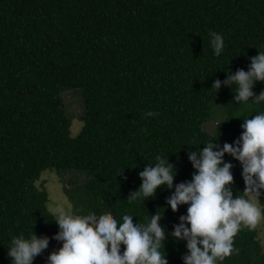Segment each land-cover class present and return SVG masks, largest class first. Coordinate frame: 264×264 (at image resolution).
Segmentation results:
<instances>
[{
  "label": "trees",
  "instance_id": "obj_1",
  "mask_svg": "<svg viewBox=\"0 0 264 264\" xmlns=\"http://www.w3.org/2000/svg\"><path fill=\"white\" fill-rule=\"evenodd\" d=\"M256 210L264 0H0V264H264Z\"/></svg>",
  "mask_w": 264,
  "mask_h": 264
},
{
  "label": "rangeland",
  "instance_id": "obj_2",
  "mask_svg": "<svg viewBox=\"0 0 264 264\" xmlns=\"http://www.w3.org/2000/svg\"><path fill=\"white\" fill-rule=\"evenodd\" d=\"M64 105L66 114L69 116L71 125L69 133L72 137H76L83 125V122L78 118L82 114V104L80 94L75 92H67L64 95ZM215 122H209L204 125V131L208 134H212L215 128ZM83 177L78 176L73 172L58 174L54 172H45L37 182L39 187L47 190V209L50 211L64 212L66 208L71 209L66 194L65 188L78 187L83 182ZM67 209V210H68ZM259 211H255L254 215L250 219L244 221V223L254 224L258 226V240L260 241L262 250L264 252V224L261 217L258 215ZM93 224V220H89ZM93 222V223H92ZM31 264H58L55 259L48 257L46 251L37 243L34 244L33 252L30 256Z\"/></svg>",
  "mask_w": 264,
  "mask_h": 264
}]
</instances>
